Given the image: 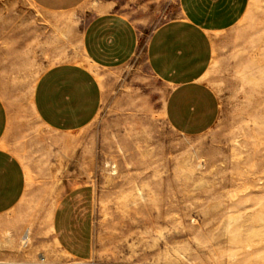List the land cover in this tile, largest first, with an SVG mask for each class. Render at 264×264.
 Instances as JSON below:
<instances>
[{"label":"rangeland","instance_id":"374dc122","mask_svg":"<svg viewBox=\"0 0 264 264\" xmlns=\"http://www.w3.org/2000/svg\"><path fill=\"white\" fill-rule=\"evenodd\" d=\"M178 1L87 0L46 14L30 0H0V95L19 120L10 148L30 184L0 215V264H264V0H250L221 37L212 86L222 111L194 139L167 124V88L146 62L152 33L178 18ZM108 12L138 27V55L96 71L104 99L92 125L53 132L34 113L35 85L51 66L83 62L81 30ZM72 188L88 193L87 260L61 250L51 234L56 203Z\"/></svg>","mask_w":264,"mask_h":264},{"label":"crops","instance_id":"0c3cea01","mask_svg":"<svg viewBox=\"0 0 264 264\" xmlns=\"http://www.w3.org/2000/svg\"><path fill=\"white\" fill-rule=\"evenodd\" d=\"M46 14H64L87 0H30ZM179 16L160 25L151 35L146 62L166 88L164 117L187 138L210 132L221 114L212 86V69L221 37L248 13L250 0H179ZM138 27L127 16L108 12L90 18L80 33L83 62H64L39 77L33 110L47 129L75 133L88 128L102 109L104 90L96 71L116 70L138 55ZM19 120L0 95V215L16 208L28 191V172L10 148ZM72 188L56 203L51 218L54 243L75 259L93 253V225L88 193Z\"/></svg>","mask_w":264,"mask_h":264},{"label":"bare ground","instance_id":"6f19581e","mask_svg":"<svg viewBox=\"0 0 264 264\" xmlns=\"http://www.w3.org/2000/svg\"><path fill=\"white\" fill-rule=\"evenodd\" d=\"M30 241V230L25 233L23 236V243L27 244ZM42 263H45V260L42 259Z\"/></svg>","mask_w":264,"mask_h":264}]
</instances>
